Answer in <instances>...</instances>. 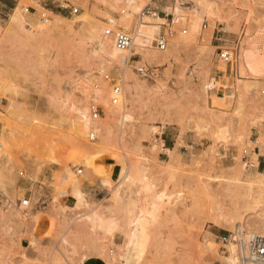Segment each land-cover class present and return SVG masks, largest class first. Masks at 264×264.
Listing matches in <instances>:
<instances>
[{"label": "rangeland", "instance_id": "obj_1", "mask_svg": "<svg viewBox=\"0 0 264 264\" xmlns=\"http://www.w3.org/2000/svg\"><path fill=\"white\" fill-rule=\"evenodd\" d=\"M67 1L0 14V194L12 203L0 264H239L236 243L264 234V167L241 162L255 138L264 161V0H74L76 15ZM107 25L131 33L132 52L115 50ZM223 48L236 49V73ZM132 54L160 78L127 67ZM24 181L44 187L40 200Z\"/></svg>", "mask_w": 264, "mask_h": 264}, {"label": "built area", "instance_id": "obj_2", "mask_svg": "<svg viewBox=\"0 0 264 264\" xmlns=\"http://www.w3.org/2000/svg\"><path fill=\"white\" fill-rule=\"evenodd\" d=\"M69 0L66 2L65 6H63L64 9H67L69 14L76 15L80 8L76 4H72ZM76 2V1H75ZM148 11L142 10L140 15L145 16ZM173 19L170 21V24L173 25ZM171 32L170 34H172ZM103 37L108 38L111 40L114 48L118 52H132V46L134 39L131 35V33L117 27V28H110L109 25H107L106 28L103 30ZM155 48L159 51H165L168 45V39L166 38L165 34H159L155 39ZM238 44L236 45V47ZM135 55L132 54L126 61L125 65L129 68H131L133 71L136 72L140 77L148 79V80H155L160 78L161 74L158 71V67H152L145 64H139V61H136ZM219 58L221 61H223L225 64L229 65L230 72H237V64L239 61V57L236 53V49H230V48H223L220 49L219 52ZM103 80L108 82L111 85V103L117 104L119 102V99L122 97L121 87L117 84L116 81L111 80L109 75H104ZM100 112L103 113V111L100 109L99 106L91 105L90 106V117L91 119H97L100 116ZM95 133L93 130L89 133V140H94ZM252 148H247L243 150L241 162L244 169H258V158L254 159L253 156L256 155V149L258 148V142L255 138L254 140L250 141ZM82 170L78 169L77 174H81ZM19 176H23V172L19 173ZM29 205V199H23L22 201H18V204H16V207L19 208L20 206L27 207ZM3 206L4 209H10L12 207V203L7 199H2V196L0 194V207ZM231 236L223 237L220 239V242L225 245L229 243V238ZM234 242L235 238H234ZM238 245V262L239 264H264V237L259 238L256 236H252L248 238V240H239V242L236 243Z\"/></svg>", "mask_w": 264, "mask_h": 264}, {"label": "crops", "instance_id": "obj_3", "mask_svg": "<svg viewBox=\"0 0 264 264\" xmlns=\"http://www.w3.org/2000/svg\"><path fill=\"white\" fill-rule=\"evenodd\" d=\"M15 6H16V0H0V14L3 13L4 11L6 12V10H13V8ZM217 78L219 81L222 82L223 75H220ZM253 133L255 135L258 134L257 130H253ZM173 139H174V137L169 136L168 133L165 135V137L163 139L164 149H163L162 155H165V151L171 150V148H172L171 146L173 145V143H172ZM101 166H102L103 173L105 174L106 177H109L110 180H114L115 178H117L119 176V172H120L119 167L111 159L103 158V160L101 162ZM259 167L260 168L264 167V161L261 163L259 162ZM49 176H50V173L48 174L46 171L45 174L42 175L40 180L42 181L43 179H48ZM22 186H23L25 196H27L29 199H31V198H34V199L37 198L39 200L41 199L40 197L37 196V194L40 193L41 190H44L43 186L36 184V183H32V182H26V181L22 182ZM43 192H45V191H43ZM70 195L67 197V201L75 200V197L70 196ZM45 202H46L45 200L42 201V203H45ZM75 202H76V200H75ZM75 202H74V204L76 206ZM74 204H73V206H74ZM75 206H74V208H75ZM74 208L70 207V209H74ZM83 264H106V263L104 260H102L100 258H87L84 260Z\"/></svg>", "mask_w": 264, "mask_h": 264}, {"label": "bare ground", "instance_id": "obj_4", "mask_svg": "<svg viewBox=\"0 0 264 264\" xmlns=\"http://www.w3.org/2000/svg\"><path fill=\"white\" fill-rule=\"evenodd\" d=\"M13 17H15V18H17V17H19V15L18 14H14V16ZM158 20H161V19H159V18H157ZM162 21V20H161ZM44 22H45V20H44ZM59 27V24L57 23V22H53V23H51V28H53V29H57ZM155 28H157L158 29V27H155ZM113 45V44H112ZM116 50V49H115ZM117 51V50H116ZM168 152H170V151H168ZM173 154V153H172ZM73 188H75V187H73ZM79 200V199H78ZM253 235H250L249 236V238L250 237H252ZM257 237H259V238H263L264 237V234L263 235H259V236H257ZM233 242V241H232Z\"/></svg>", "mask_w": 264, "mask_h": 264}]
</instances>
